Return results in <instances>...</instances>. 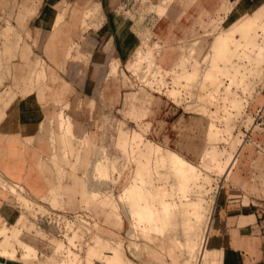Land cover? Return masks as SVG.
Wrapping results in <instances>:
<instances>
[{"label": "rangeland", "instance_id": "obj_1", "mask_svg": "<svg viewBox=\"0 0 264 264\" xmlns=\"http://www.w3.org/2000/svg\"><path fill=\"white\" fill-rule=\"evenodd\" d=\"M262 1L255 0L247 11L238 7L229 19H224L222 14H211L199 24V29L187 30L183 38L168 36L163 19L159 20L162 11L154 20L156 28H152V21L151 28L140 29L142 42L131 59L121 66L114 64L101 79L96 95L107 106L96 110V129L102 132V139L93 142L92 157L83 170L78 172L73 165L69 172L55 155L52 156L60 186L55 189L56 196L44 201L35 190H28L20 183L10 184L13 202L21 209L20 216L24 219L18 222L19 216L9 230L8 246L17 254L12 257L0 254V264H118L120 254L129 257L121 264L184 262L190 248L181 240L185 237L181 227L150 226L148 219L138 222L131 216L130 209L139 199L126 197L123 191L135 181L140 183L142 177L146 180L153 177L154 184L172 187L173 167L156 162L159 154L155 145L159 144L174 149L199 167L201 178L199 176V184L197 182L191 196H202L210 211L215 207L228 166L248 129L257 120L264 121V53L252 58L248 54L241 57L235 54L227 63L219 58L223 69L219 75L222 81L217 85L207 77V70L216 59L213 42L219 32L252 13ZM85 18L88 24V21L98 20L100 15L94 10L87 12ZM260 31L258 40L262 41L264 32ZM237 35L241 38L240 33ZM5 38L21 42L22 30L13 26L10 18L0 11V99L4 96L1 91L6 72ZM195 41L196 50L188 56L186 50ZM238 47L239 51H253L244 39ZM139 50L145 52L139 56ZM206 51L209 52L207 58ZM233 61L244 62L241 64L245 76L240 83L224 73ZM195 68L198 74L194 81L186 83L187 73ZM46 79L38 75L33 81L40 83ZM52 80L56 82L58 78ZM235 98L239 103H234ZM59 116L63 120L65 113L62 111ZM64 127L65 134L70 136L73 130L70 121L63 120L60 128ZM262 136L264 138V129L260 138ZM146 141L154 146L147 148ZM211 146L218 150L214 159L206 151ZM165 171L168 173L163 175ZM69 177L75 181V193L67 195L68 201L60 187ZM152 203L161 204L158 199ZM65 210L76 215L59 225L50 221V214ZM3 225L5 222L0 223ZM4 239L0 236V243ZM197 253L198 248L191 264H198Z\"/></svg>", "mask_w": 264, "mask_h": 264}, {"label": "crops", "instance_id": "obj_2", "mask_svg": "<svg viewBox=\"0 0 264 264\" xmlns=\"http://www.w3.org/2000/svg\"><path fill=\"white\" fill-rule=\"evenodd\" d=\"M0 1V11L22 30L21 42H3L6 72L0 99V223L12 226L21 209L13 202L11 183L48 199L60 186L52 156L69 172L73 165L81 172L91 159L93 142L102 139L96 110L107 106L96 92L106 72L128 62L141 45L140 29L151 28L152 21L156 28L154 20L162 11L159 20L168 36L183 38L211 14L229 19L238 7L250 10L255 0ZM94 10L100 18L85 24V14ZM38 75L47 79L35 82ZM62 111L63 120L73 126L68 137L60 128ZM263 129L264 121L258 120L248 129L220 186L204 264H264ZM61 184L69 201L75 181L69 177Z\"/></svg>", "mask_w": 264, "mask_h": 264}, {"label": "bare ground", "instance_id": "obj_3", "mask_svg": "<svg viewBox=\"0 0 264 264\" xmlns=\"http://www.w3.org/2000/svg\"><path fill=\"white\" fill-rule=\"evenodd\" d=\"M261 29L264 32V1H262L252 13H248L245 17L236 22V24H234L231 28L219 32V34L216 36L213 42V45L216 48V59L211 62V66L208 68L207 77L212 78L217 85H220L222 80H220L219 75L220 72H222L223 67H221L220 62L218 61L219 58L223 59L224 63H227L228 59L235 54H237L239 57L248 54V56L251 58L254 55H258V57L261 56L264 53V39L262 41L258 40ZM238 33L241 34V38L237 37ZM243 39L246 41L248 46H252L253 51L251 53L244 49L239 51L238 46L241 44ZM196 47V41L188 46V49L186 50L188 52V56L195 52ZM144 52L145 51L139 50L138 55L140 56ZM208 54L209 52L206 51V58L209 56ZM241 63L233 61L231 66L227 68V71L224 72L227 75L232 76V80L238 83H240V81H242L245 76V72L243 71L244 68H242ZM196 74H198L197 68H195L193 71L191 69V72L187 73L188 78L186 83L189 84L194 81ZM223 80H225V78H223ZM234 103H239V100L235 98ZM146 146L147 148H151L154 145L151 141H148ZM155 149L159 154L156 162L170 164L173 167L172 172L175 180L172 182L173 185L172 187L170 186V188H167L164 185L162 186V184L159 185V183L154 184V180L156 179L153 177L148 179L149 181L142 177L140 183L135 181L127 185L123 191L126 197H137L139 199L131 206V216L136 218L138 222H142L143 220H146L147 222V219L148 221L150 220V226L160 228H163L166 225H171L173 228L178 226L181 227L182 232L185 233V237H183L181 240L185 244L186 248H190V252H188L190 254H187L188 256L184 258L185 260L182 264L192 263V256L194 255L196 248H198V264H204V262L208 261L209 258V227L214 207L210 211L209 207L204 205L202 196H191L195 189V185L198 182V178L201 173L200 169L194 162L188 160L186 157L172 148H165L158 144L155 145ZM206 151L207 153L211 154L213 159L218 156V150L215 146L207 148ZM236 159L237 155L234 156L233 160L228 166L226 175L232 169ZM167 173L168 171H165L163 175H166ZM193 183L195 184L193 185ZM200 190L201 187L199 191ZM156 199L160 200L161 202V204L158 206L152 203V200ZM28 205L31 204L28 202ZM22 219H24V217L21 215L18 222L22 221ZM151 219L153 220L152 222ZM10 228L11 226H8L7 223L0 227V236L5 237L4 241L0 243V254L10 255L12 257L17 253L15 250H11L8 246V244H10L9 242L11 241H9ZM25 254H28V252ZM127 258L129 259V257L120 254L118 258V264L123 263V261ZM130 263L135 264L133 261Z\"/></svg>", "mask_w": 264, "mask_h": 264}, {"label": "built area", "instance_id": "obj_4", "mask_svg": "<svg viewBox=\"0 0 264 264\" xmlns=\"http://www.w3.org/2000/svg\"><path fill=\"white\" fill-rule=\"evenodd\" d=\"M57 209V208H54ZM60 210V209H57ZM76 214H72L71 211L65 210L63 212H55L53 215L50 214V221H53L54 223H57V225H59L60 223H62L63 221H69L73 216H75ZM89 216L87 215V218Z\"/></svg>", "mask_w": 264, "mask_h": 264}]
</instances>
